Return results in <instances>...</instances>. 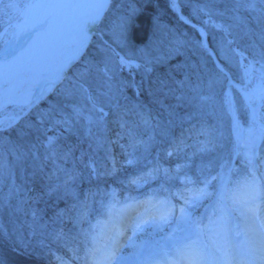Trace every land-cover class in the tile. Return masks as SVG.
<instances>
[{
    "label": "rangeland",
    "instance_id": "1",
    "mask_svg": "<svg viewBox=\"0 0 264 264\" xmlns=\"http://www.w3.org/2000/svg\"><path fill=\"white\" fill-rule=\"evenodd\" d=\"M30 1L0 0V48L12 34L11 25L22 19L24 9ZM240 2L245 7L254 6L252 0H240ZM177 3L178 9L173 10L169 6L170 10L177 20L185 22L188 27L172 35L167 33L165 27L162 28L164 32L159 29L156 38L148 47L140 49L133 46L128 39L131 15L137 9L135 1L118 0L114 3L112 1L96 27L99 33L90 40L87 53L67 72V76L62 81L55 84L50 91L47 88L38 100V102L44 100L48 93L53 92L54 95L58 93L64 101L63 106L69 109L65 113L60 112L57 121L50 124L56 126L60 123L63 129L62 132L56 131L48 137V150L52 154L57 151L59 137H66L63 132L72 134L74 128L80 130L77 124L83 128L84 132L77 137L87 139L88 143L83 146L85 161H82L81 170L66 167L70 161L79 160L78 158L70 160V151L60 157L63 161L59 166L65 167V171L69 174L75 172L80 176L86 168L95 174L97 161L101 158L108 160L115 158L120 164L125 159L123 165L139 168L140 172L137 171L135 175L139 176L142 173L144 177L149 178L146 182L150 183L153 179L161 178L162 182L167 183L173 176L175 179L178 178L181 184L180 196L185 197L187 193L190 195V199L184 198L181 206L175 203L171 196L159 199L156 197L147 199L141 196L130 199L126 195L127 199L124 201L120 198L119 190L109 187L105 206L99 200H96L95 208L91 205H79L72 221H79L78 224L85 221L90 223L89 227L85 224L81 228L82 237L91 227V232H88L90 236L86 239L85 247L80 254V264H151L163 253H172L178 249L183 251L187 247L204 256L200 262L206 261L207 264L208 262L211 264V259L218 253V249L235 240L236 226L238 222L244 221L248 206L255 205L263 199L264 158L261 157H264V151L261 149L264 145V63L250 55L237 54L233 50L229 53L227 51V56L224 55V58H231L230 64L237 72L234 77L232 72L219 61L209 45L210 36L216 43V31L220 29L221 32L223 25L220 6L219 10L217 8L218 3L215 0H177ZM170 17L173 16L168 15L164 18L169 20ZM158 24L160 25L159 22ZM72 31L76 30L73 28ZM165 36L169 38H166V42L163 41ZM222 37L225 41L226 36L222 35ZM228 44L229 41L226 45ZM76 47L75 44L60 47L57 57L63 59L68 54L75 53ZM184 47H189V51L199 58L201 70L197 72V78L200 79L197 81L200 113L198 115L206 123V129L199 138V146L193 148L199 156L192 157L194 160L190 161L187 167L190 177L184 176L178 166L174 169H166L162 165H156L165 151V146L158 141L162 140L159 133V137L153 132H147L145 135L137 134L140 144L136 146L139 149L121 147L120 141L126 134L117 135L107 144L102 134L105 120L116 109H123L134 115L133 119L121 124L123 132L130 131L125 127L126 124L130 125L127 127L132 130L144 127V130L148 131V128L153 126L149 115L142 113V108L137 103L141 78L156 60H163L164 54L168 55L170 52L173 54L174 49H184ZM156 52L155 58L150 57ZM209 57L213 63L208 62ZM121 59L126 62L125 65L121 64ZM57 65V58L49 61L47 71ZM213 68L217 70L214 71ZM16 82L20 85L19 80ZM212 84L215 90H212L208 97L204 96L206 91H211L209 87ZM31 102L30 98L25 96V99L17 105H9L4 110H0V136L5 130L15 126L17 118L30 111ZM47 105H51L50 102H47ZM159 107L163 112H168L173 107L177 109V102L176 105L159 102ZM50 108L41 112V116L47 117ZM214 110H216L215 115H213ZM213 116L216 119L213 122L209 121ZM239 116L242 117L241 120ZM158 123L163 128L166 127L167 118ZM154 144L159 145L155 157L151 153ZM75 145L73 144V149ZM78 147L75 150L79 149ZM129 149L133 150L130 161L129 154L125 158L117 154L120 150L126 152ZM0 150L3 151L1 147ZM49 153L47 152V155ZM232 153L233 155L230 156ZM165 155L168 159L170 152L167 151ZM0 162L3 165L0 167V170L3 168L0 171V212L6 206H10L7 217L0 214V233L4 235L8 232V237L13 238L17 231H22L24 227L23 220L17 225L18 227L14 226L16 215L22 213V206L20 201L18 203L15 200L13 184L11 182L8 186L6 184L7 174L10 172L9 163L3 162L2 158ZM208 170L217 171L215 178L206 175ZM11 172L13 173V169ZM136 177L126 176V182L123 183L121 190L138 192L141 185L136 183ZM202 180H205V184L203 183L205 193H197L190 189V182L196 183ZM214 186H218V190L212 196ZM209 199L212 201L205 210H197ZM101 211L105 213L103 216L95 215L100 214ZM129 211L131 216L122 233L124 235L117 241L115 232L117 230L122 232L119 219L123 213ZM91 215H95L93 220L90 219ZM170 220L173 222L172 225L159 235L160 227L165 224L163 222ZM175 229L178 233L172 232ZM173 242H176L177 246H171ZM151 246L156 249L149 252ZM107 251H111V256L106 261ZM44 264H70V261L63 260L55 254L52 261Z\"/></svg>",
    "mask_w": 264,
    "mask_h": 264
},
{
    "label": "trees",
    "instance_id": "2",
    "mask_svg": "<svg viewBox=\"0 0 264 264\" xmlns=\"http://www.w3.org/2000/svg\"><path fill=\"white\" fill-rule=\"evenodd\" d=\"M115 1L118 0H113V3ZM129 1H135L137 6L131 15L129 30L133 45L139 47L146 45L159 28L165 27L167 33L172 35L188 27L185 22L182 23L176 19L175 14L170 10L169 0ZM252 1H254V6L245 7L240 0H215L218 3V10L220 6L223 25L221 32L220 29L216 31V43L210 36L209 45L213 48L219 61L227 70L232 72L234 77L237 72L230 64L231 58H226L227 60L224 58L227 51L229 53L233 50L237 54L250 55L264 63V0ZM161 15L173 17L168 20ZM222 35L226 36L225 41H223ZM166 38L168 37L165 36L164 42L167 41ZM227 41L230 44L226 45ZM182 50L181 52L174 49L173 54L168 53L167 57L163 56V60H156L141 78L137 103L142 108V113L149 115L153 126L149 127L148 131L147 129L144 130V127L132 130L127 127L130 125L126 124L125 127L130 131L123 132L121 124L133 119L134 115L123 109H116L105 120V129L102 134L106 144L117 135L124 136L126 134L120 141L121 147H133L134 149H139L136 146L140 144L137 134L145 135L147 132H153L158 137L160 134L162 140L158 141L165 146V151L156 165H162L166 169H174L178 166L184 176L190 177V174L187 173V167L189 162L194 160L192 157L199 156L193 148L199 146V138L206 129V123L198 115L200 113L198 109L199 100H197V96H199L197 94L199 92L197 81L200 79L197 78V72L201 70L198 63L199 58L189 51V47H184ZM156 54L157 52L152 53L150 57L155 58ZM208 62L213 63L210 57ZM213 70L216 71L217 69L213 68ZM222 77L225 76L222 75ZM195 86L196 88H194ZM209 90L211 91H206L203 95L208 97L212 90H215L213 84ZM47 102H50L51 105L46 106ZM159 102L175 105L177 102V109L173 107L172 110L163 112L159 107ZM63 104L64 101L58 93L55 95L53 92L48 93L47 97L37 103L23 120L16 122L13 128L5 130L0 136V147L3 150H0V160L2 158L3 162H8L10 169L6 184L7 186L10 182L13 184L15 200L18 203L20 201L22 206V213L16 215L14 226L18 227L17 225L20 224L21 220H23L24 226L22 231H17L18 233L13 238L8 237V232L4 235L0 233V264H44L52 261L55 254L63 260L68 259L70 264H80V254L85 247L86 239L90 236L91 227L82 237L81 228L85 224L89 227L90 223L85 221L78 224L79 221L73 222L72 219L77 207L81 204L91 205L92 208H95L96 200H99L105 206L109 187L119 190L122 200L125 199L126 195L132 198L142 194V196L152 195L157 198L159 196H171L177 202L181 201L182 187L178 178L175 179L172 176L167 183L166 181L162 182L161 178L159 180L158 178L153 179L150 183L146 182L149 178L144 177L142 173L139 176L135 175L137 171L140 172L139 168L123 165L125 159L120 164L115 158L114 160L101 158L97 161L95 174H92L87 168L82 171L80 176L79 173L69 174L65 171V167L59 166L63 161L60 157L65 156L70 151V160L71 158H78L79 160L70 161L66 167L81 170L82 161H85L83 146L88 142L87 139L77 137L84 132L81 125L77 124L80 130L74 128V133L63 132L66 137H59L58 145H56L57 151L54 154L48 150V137L55 134L56 131L62 132L63 130L60 123L56 126H50L57 121L60 112L69 111ZM47 108H50L48 116H41V112ZM215 114L216 110L213 112V115ZM166 118V127L163 128L158 121ZM241 118L239 116L240 120ZM215 119L213 116L209 121L213 122ZM128 133L130 134L127 136ZM73 144H76L74 149ZM158 144H154L151 148L152 156L159 150ZM76 147L79 149L75 150ZM167 151L170 152L168 159L165 155ZM261 151H264V145ZM47 152L50 153L47 155ZM117 154L123 158L129 154L130 161L133 150L129 149L126 152L120 150ZM232 155L233 153L230 156ZM2 166L0 162V167ZM11 169H13V173ZM216 173V170H208L206 175L215 178ZM129 175L137 176L136 183L141 185L138 192L129 189L121 190L123 183L126 182V176ZM202 181L190 182V189L197 191V193H205V186L203 185L205 180ZM168 189L169 193H167ZM217 190L218 186H214L212 196ZM189 196L187 193L186 198L190 199ZM211 200L204 202L202 207L197 210L202 211ZM9 212L10 206H6L0 214L7 217ZM104 214L101 211L100 214L95 215L101 217ZM95 215H91L90 219L93 220ZM65 220L68 221L65 222ZM166 226L167 224L160 227L159 235L166 229ZM174 233H178V230H175Z\"/></svg>",
    "mask_w": 264,
    "mask_h": 264
},
{
    "label": "bare ground",
    "instance_id": "3",
    "mask_svg": "<svg viewBox=\"0 0 264 264\" xmlns=\"http://www.w3.org/2000/svg\"><path fill=\"white\" fill-rule=\"evenodd\" d=\"M100 3H102V0L67 1L60 9L61 12L57 15L55 22L46 31L49 35L42 37L43 34H40L34 39L32 38L30 42L33 43L35 41L36 43L33 49H31L32 51H25L22 57H18L16 60L9 62V69L11 71L13 69L19 70L24 78H19V74H16L9 81V85L14 87L15 83L13 81L14 79L17 81L18 79L20 81V87L12 88L9 93H0V110H4V108L12 104L15 106L21 100L25 99V96H28L33 101L39 93H44L49 88L51 77L60 65L65 63L70 65L72 61L81 55L82 49L94 33V30L91 29L95 22L93 23L92 21L101 11L98 7ZM33 16L34 14L28 16V19L32 20ZM21 21L18 22L21 23ZM73 28L76 31H72ZM39 38H41V41ZM155 38L156 33L152 35L146 45L139 47L132 44L130 36L128 35L129 42L140 49H146ZM66 44H75L77 46L76 51L60 59L57 57V52L60 47ZM177 50L183 51L179 48ZM167 56V54H164V57ZM23 57L25 58L23 59ZM55 58L58 59V65L50 71H47L49 61ZM244 216V221L238 222L236 226L235 240L229 245L218 249V253L212 258V264H264V196L255 205H249ZM126 217L127 212L123 213L119 219V227L122 230L126 224ZM115 233V240L118 241L120 236L122 237L121 230H117ZM184 249L183 251L179 249L172 251V253H168L169 255L163 253L153 260L151 264H195L196 262H200L201 259H204L203 255H200L191 247ZM105 255V260L107 261L109 256H111V251H107Z\"/></svg>",
    "mask_w": 264,
    "mask_h": 264
},
{
    "label": "water",
    "instance_id": "4",
    "mask_svg": "<svg viewBox=\"0 0 264 264\" xmlns=\"http://www.w3.org/2000/svg\"><path fill=\"white\" fill-rule=\"evenodd\" d=\"M69 0H34L28 4L25 14L22 17L21 23H16L12 30V36L5 42V45L0 50V93H9L12 88H19L20 85L14 84V87L9 85V81L16 75L21 74L19 70H10L9 62L16 60L18 57H22L23 52H31L33 49L32 45L36 44L30 40L36 36L43 34L49 35L46 31L57 19V15L61 12L63 5ZM112 0H108V5ZM107 11V8L101 14L99 20L95 22L91 30L96 31L95 28L100 22L101 18ZM33 19L29 20L28 16H32ZM23 25V26H22ZM41 41V38H39ZM38 43V42H37ZM90 41L82 49V53L76 60L72 61L70 65L67 66L63 73V77L66 75L68 69L75 64V62L85 54ZM40 45V43H39ZM39 95L36 96L34 101L36 102L39 99Z\"/></svg>",
    "mask_w": 264,
    "mask_h": 264
},
{
    "label": "snow or ice",
    "instance_id": "5",
    "mask_svg": "<svg viewBox=\"0 0 264 264\" xmlns=\"http://www.w3.org/2000/svg\"><path fill=\"white\" fill-rule=\"evenodd\" d=\"M98 7L101 9L100 13L93 19V23L96 22L97 20L100 19L101 14L103 13V11L105 10V8L108 7V0H102V3H100L98 5ZM170 7L173 10H177L178 9V3L177 0H170ZM217 27H219V25H217ZM125 61L123 59H121V64L125 65ZM67 63L60 65L56 71L54 72V74L51 77V82L49 84V88L48 91L51 90V88L61 79H63V73L65 71V69L67 68ZM137 67H139V65H137ZM183 211V210H182Z\"/></svg>",
    "mask_w": 264,
    "mask_h": 264
}]
</instances>
